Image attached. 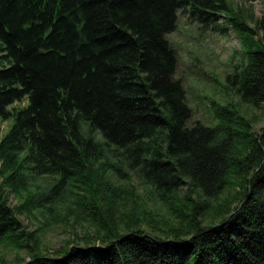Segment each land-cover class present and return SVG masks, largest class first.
Listing matches in <instances>:
<instances>
[{"label": "trees", "instance_id": "obj_1", "mask_svg": "<svg viewBox=\"0 0 264 264\" xmlns=\"http://www.w3.org/2000/svg\"><path fill=\"white\" fill-rule=\"evenodd\" d=\"M179 10L201 29L240 36L244 59L227 80L242 101L264 104V36L255 38L264 17L228 0H0V133L11 123L0 135V246L10 240L30 253L0 264H264V127L254 132L216 101L217 124L191 121L168 37ZM97 163L134 171L180 225L159 226L144 210L121 233L82 203L103 235L72 238L54 257L36 249V238V247L25 241L33 236L17 214L87 185ZM40 176L55 182L31 191ZM104 187L110 202L127 189ZM8 190L23 195L18 206Z\"/></svg>", "mask_w": 264, "mask_h": 264}, {"label": "rangeland", "instance_id": "obj_2", "mask_svg": "<svg viewBox=\"0 0 264 264\" xmlns=\"http://www.w3.org/2000/svg\"><path fill=\"white\" fill-rule=\"evenodd\" d=\"M231 6L237 11L240 7L252 11L254 19L264 17V0H228ZM248 13V12H246ZM247 18L250 25L254 26L255 21ZM225 18L221 20L224 22ZM264 36V30H259V35ZM169 39L177 50L179 65L177 76L181 78L186 88L188 102L193 110L192 122L201 121L205 125L214 126L218 119L214 115L213 101L229 105L235 109L237 114L248 118L251 121L254 132L259 133L264 127V104L257 107L242 101L236 93L234 85L228 82L227 76L233 72L236 64L244 59L242 41L238 34L231 28L227 35H222L212 27L201 29L197 22L190 21L188 12L179 10L177 28L169 34ZM11 123H2V135ZM95 165L96 175L87 185L69 188L51 205L40 210H33L31 214L18 213L24 232L32 234L28 243L43 252L46 256L54 257L56 252L71 241L72 238H88L104 234L95 221L86 217L91 209H85L82 203L95 204L98 208L92 210L101 212L102 220L108 226L116 225L121 233L130 223L133 213L140 215V211L148 210L156 217L159 226L169 228L171 225L179 226V222L171 215L167 206L160 201L150 185L142 183V179L134 171L123 170L126 174H118L109 164L103 168ZM55 176H40L31 180V191L41 192L47 190L55 182ZM93 177V176H92ZM79 184V183H77ZM110 184L117 188H127L123 192L116 193L112 202L106 199L107 192H104V185ZM81 185V184H80ZM78 188H82L79 196ZM129 191V193H128ZM186 188L182 194H186ZM7 200L10 206L16 207L22 202L20 196H16L9 190ZM26 194V193H24ZM108 194H111L108 192ZM84 195V196H83ZM106 196L105 199L103 196ZM194 198V194H191ZM111 207V209H109ZM113 210V212H112ZM124 214V216H121ZM100 217V216H99ZM207 221H210L207 220ZM220 221V219L218 220ZM219 223V222H216ZM141 226L151 233L152 224L142 221ZM133 228V227H130ZM129 228V229H130ZM100 230V234L97 231ZM75 243V242H74ZM73 243V244H74ZM78 246H85L84 241L75 243ZM94 244H89V246ZM0 257L9 262L20 263L30 259L28 248H17L10 240H6L0 246Z\"/></svg>", "mask_w": 264, "mask_h": 264}, {"label": "bare ground", "instance_id": "obj_3", "mask_svg": "<svg viewBox=\"0 0 264 264\" xmlns=\"http://www.w3.org/2000/svg\"><path fill=\"white\" fill-rule=\"evenodd\" d=\"M235 211H236V210L231 211L230 215H232L233 213H235Z\"/></svg>", "mask_w": 264, "mask_h": 264}]
</instances>
